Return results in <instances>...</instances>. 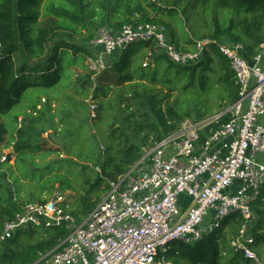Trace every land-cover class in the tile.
I'll list each match as a JSON object with an SVG mask.
<instances>
[{"label": "built area", "instance_id": "obj_1", "mask_svg": "<svg viewBox=\"0 0 264 264\" xmlns=\"http://www.w3.org/2000/svg\"><path fill=\"white\" fill-rule=\"evenodd\" d=\"M214 42L201 38L184 48L166 25L152 22L127 23L118 30L102 26L90 41L93 55L86 65L99 74L123 49L141 43L148 44L146 66L159 54L195 65ZM217 47L240 87L230 120L222 122L224 113L183 120L153 146H144L132 168L108 178L104 199L81 218L60 194L22 205L4 221L0 243L28 226H65L66 238L33 264H167L172 242L192 243L236 214L244 223L232 246L258 259L248 245L255 239L248 223L255 218L252 205L264 185V51L249 54L242 43L219 42ZM91 108L95 113L98 104L94 101ZM11 151L0 154V164Z\"/></svg>", "mask_w": 264, "mask_h": 264}, {"label": "trees", "instance_id": "obj_2", "mask_svg": "<svg viewBox=\"0 0 264 264\" xmlns=\"http://www.w3.org/2000/svg\"><path fill=\"white\" fill-rule=\"evenodd\" d=\"M190 7L197 11L202 8L207 13H214L216 29L212 34H203V38H211L216 42L211 44L204 58L195 65H181L171 61L165 54H159L155 57L154 69L147 67L140 70L135 64H138L140 56L144 57V54L146 56L144 49L148 44H144L143 49L136 51L132 44L121 51L110 68L99 74L91 72V75H97L94 78L96 84L93 98L102 102V106H98V111L109 107L105 97L114 85L118 86L133 80L139 71H141V77L148 78L152 84H156L159 82L157 73L160 68L164 70L162 66L165 65L167 71L173 69L177 76L185 73L184 75H190L194 79L195 75L199 74L204 87L208 71L214 70L212 65L216 59L223 70L220 78L225 85L226 99L230 104H235L240 97V87L229 60L220 53L217 44L219 42L242 43L247 52L252 55L263 51L264 0H0V143H6L5 140L9 136L10 141L6 143V147L12 148L8 159L1 163L0 168L9 164L12 157L16 159L14 165H17L19 160H32V157L34 158L37 154L58 150L57 143L44 136L46 128L42 125V119L36 115L37 112L42 111L39 109L42 108L43 102H38L34 97L37 94L35 91L39 89L49 91L71 80L73 66L78 63L82 55L86 58L93 55V48L77 45L59 37L73 39L76 34L85 32L87 37L92 38L95 36V31L102 26L118 30L127 23L152 22L166 25L168 32L180 46L176 29L170 18L180 13L183 17H188V13L192 11ZM217 10L223 11L225 18H220ZM131 68H135L136 72H131ZM168 75L166 72L163 74L164 85H169L171 82L167 79ZM92 78L88 76L85 80L91 84ZM188 83L193 84V80ZM150 87L152 86H148ZM170 95L172 94H168L171 98ZM165 96L166 94H163L160 99H157L158 94L153 95L147 91L138 96L143 103L148 101V105H142L140 109L147 107L146 110L151 111L153 115L163 114L157 140L168 133L164 127V113H167L172 120L177 119V122L171 126L173 129L178 128L186 116L185 112L179 113L169 103L164 111L161 102L170 100ZM28 100L34 113L25 114L22 118L19 114L27 112L20 113L14 110ZM230 118V115L223 116L222 122H227ZM107 146L108 153L111 154L102 165V176L98 177L88 190L86 202L79 206V210H73L79 218L87 215L99 203L92 201L95 191L108 178L115 179L128 171L134 162L140 160L143 152L137 145H132L125 153L115 157L114 144L108 143ZM110 166H114V170H108ZM8 178L9 173L0 170V235L4 221L15 216L22 206L19 202L16 203L15 188ZM39 201L44 202L45 199ZM252 207L256 219L249 224L248 234L255 239L254 243L248 245L253 250L255 244L264 243V185ZM236 216L233 220L228 218L221 228L205 234L203 238L196 240L195 244L181 240L172 242L167 253V262L173 261L172 264H182L181 261L183 264H264L247 256L244 250L236 249L232 245L230 247L221 245V232L229 222L239 221L240 226L242 225L244 219L239 215ZM28 227L30 232L25 240L17 241L14 234L0 243L4 246L7 242L11 245L17 244L14 253L9 254V248H6L0 254V264H33L42 253L53 250L69 233V229L65 226L46 230L34 226ZM37 232L41 235L33 240L32 235L37 236Z\"/></svg>", "mask_w": 264, "mask_h": 264}, {"label": "rangeland", "instance_id": "obj_3", "mask_svg": "<svg viewBox=\"0 0 264 264\" xmlns=\"http://www.w3.org/2000/svg\"><path fill=\"white\" fill-rule=\"evenodd\" d=\"M194 9L190 7L192 11L188 13V17H183L180 13L170 18L176 29L178 42L184 48L186 46L192 48L194 40L203 38V34H212L216 29L213 20L214 13H207L202 8L198 11ZM217 13H219L220 18H225L223 11L217 10ZM64 38L77 45L92 48L90 41L93 37H87L85 32L76 34L73 39L64 36L59 37V39ZM144 47L143 43L133 45L135 51ZM144 50L146 51V48ZM263 51L261 50V52ZM118 57L119 54L113 57L112 63ZM146 60L145 54L144 57L140 56L138 64H135V66H138L140 70L147 67L151 69L156 67L154 60L151 66H146ZM217 62L216 59L212 65L214 70L208 71V78L204 87L199 74L195 75L194 79L190 75H184L185 73L177 76L175 70L170 69L167 71L166 65L162 66L164 70L159 69V73H157L159 82L156 84H152L148 78L141 77V71H139L133 80L118 86L114 85L105 97L106 101L109 102V107L99 109V111L93 113L91 104L94 101L99 107L102 106L100 100L93 98L96 84L94 78L97 75H91L86 65V56L82 55L78 63L73 66L71 80H67L65 83H61L59 87L52 88L49 91L45 89L35 91L37 94L34 97L37 98L38 102H43L42 108L39 109L42 111L37 112L36 115L42 119V125L46 128V131L53 130L48 138L50 137L57 143L58 150L37 154L34 158L32 157V160H19L17 165H14L16 159L13 158L9 161V164H5L0 168V170L9 173L8 180L15 188L16 203L19 202L20 205H23L41 199L51 200L60 194L64 198L66 207L79 210V206L86 202L88 190L94 185L97 178L102 176V165L111 154L108 153V143L114 144L113 154L117 157L121 153H125L132 145H137L142 149L144 146H153V142L157 140L163 114L153 115L151 111L146 110L147 107L139 108L142 105H148V101L143 103V100L138 98L139 94L143 95L146 91L153 95L158 94L157 99L166 94L165 98L170 100L161 102L164 111H166V105L169 103L179 113L185 112L186 116L183 120L188 118L204 120L220 113H224L225 116L234 115V104H230L226 99L225 85L220 78L223 70ZM131 72L135 73V68H131ZM164 72L169 74L167 77L171 80L169 85L163 83V79H165ZM88 76L93 77L91 84L85 80ZM191 80H193V84L188 83ZM148 86L152 87L148 88ZM169 93L172 94L170 95L171 98L168 96ZM15 111L20 113L26 111L27 113L19 114L22 118L25 114L34 113L33 109L30 108L29 100L24 101L15 108ZM129 114L131 115L127 117ZM164 114V127L170 133L176 129L171 126L177 122V119L172 120L167 113ZM97 117L100 119H95ZM9 141L10 137L7 136L5 142L8 143ZM6 143H1L0 154L12 150V148L6 147ZM137 154L139 155V152ZM99 158L100 161H98ZM134 163L130 168L135 165ZM108 170H114V166L108 167ZM105 183L95 191L92 201L100 202L104 199L107 193ZM236 217V215H233L229 219L233 220ZM254 219L248 225L252 224ZM238 222L231 221L222 230L220 235L222 246L227 245L230 247L234 244L233 240L238 237L242 226ZM29 232L30 227L24 228L21 232H16V240H25L29 236ZM40 235V232H37V236L32 235L33 240ZM195 243L196 240H193L192 244ZM16 247L17 244L11 245L10 242H7L5 246L2 244L0 245V254L6 248H9L8 253L12 254L16 251ZM254 247L253 252L256 256H259L257 260L264 263V243L255 244ZM172 263L173 261L167 262V264ZM181 263L183 264L182 261Z\"/></svg>", "mask_w": 264, "mask_h": 264}, {"label": "crops", "instance_id": "obj_4", "mask_svg": "<svg viewBox=\"0 0 264 264\" xmlns=\"http://www.w3.org/2000/svg\"><path fill=\"white\" fill-rule=\"evenodd\" d=\"M39 108H41V105H39ZM53 129V128H52Z\"/></svg>", "mask_w": 264, "mask_h": 264}, {"label": "water", "instance_id": "obj_5", "mask_svg": "<svg viewBox=\"0 0 264 264\" xmlns=\"http://www.w3.org/2000/svg\"><path fill=\"white\" fill-rule=\"evenodd\" d=\"M240 116V115H239Z\"/></svg>", "mask_w": 264, "mask_h": 264}]
</instances>
